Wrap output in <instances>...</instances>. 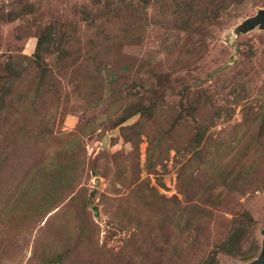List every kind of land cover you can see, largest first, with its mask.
Masks as SVG:
<instances>
[{"label": "rangeland", "instance_id": "rangeland-1", "mask_svg": "<svg viewBox=\"0 0 264 264\" xmlns=\"http://www.w3.org/2000/svg\"><path fill=\"white\" fill-rule=\"evenodd\" d=\"M123 4H135L136 12L131 13L146 15L148 21L128 43L116 44L109 41L108 34L119 32L130 13L124 10L107 18L108 36L98 32L103 31L99 20ZM261 9L264 0H0V264H43L39 261L42 254L57 247L46 222L57 208L38 222L26 215L17 219V214L10 216L4 194L15 190L9 186L15 178L26 176L38 158L39 144L49 145L60 133L72 131L88 119L94 123L80 137L83 166L74 190L89 198L91 218L99 226L91 251L98 252L96 264H151L149 254L139 246L153 244L148 236L138 235L133 215L125 219L123 206L118 204L144 179L164 198L181 199L178 170L197 155L193 149L196 132L203 133L204 145L212 151L237 144L236 149L247 150L244 157L253 154L264 159V120L256 122L264 108V28L239 30L246 18ZM163 11L170 14L165 24L159 21ZM132 57L136 58L135 67L130 75L122 76L119 67L123 61L131 65ZM35 67H40L38 72ZM110 68L122 85H132L136 76L139 81H151L147 86L135 85L132 90L138 92V101L121 106L108 117L104 111L111 99L105 93ZM42 71L46 78L42 90L48 91V98L58 96L59 103H54L56 111L50 121L37 123L35 136L23 137L20 123L15 126L13 119L14 124L7 123L11 114L5 104L12 84L33 90ZM88 77L92 92L83 99L79 93L85 88L78 89L77 84ZM197 101L206 106L204 119L195 112ZM137 104L173 106L178 128L175 135L165 136L174 147L168 149L163 162L156 163L154 173L146 165L147 141L142 135L138 178L126 187L113 181L112 171L132 150L122 127L138 120ZM162 127L164 132L172 128ZM241 127L246 129L238 133ZM263 175L264 160L257 177ZM229 206V210L214 209L213 218L205 216L207 248L193 239L192 229L189 241L183 244L190 253L187 264L195 259V264H248L258 258L264 240V185L246 187ZM235 212H245L251 219L245 224L243 244L235 248L226 245L230 250L226 253L219 250L220 240L228 228L225 220L236 217ZM155 239L153 258L160 249L158 240L164 241V237ZM63 245L59 250L68 246ZM123 249L127 254L124 262L119 254Z\"/></svg>", "mask_w": 264, "mask_h": 264}, {"label": "trees", "instance_id": "trees-1", "mask_svg": "<svg viewBox=\"0 0 264 264\" xmlns=\"http://www.w3.org/2000/svg\"><path fill=\"white\" fill-rule=\"evenodd\" d=\"M112 10L108 11L109 15H103L100 18L99 26H103V31L98 32L108 34L107 18L110 19L111 16L114 17L124 10L128 14L130 13L119 32L113 36L108 34L109 41L116 44L128 43L135 31L144 28L143 26L148 21L146 15L135 16L131 13L132 11L136 12L135 4L116 5ZM161 13L163 19L159 21L165 24L166 18L169 19L170 14L165 11ZM94 25L97 29L99 28L96 23ZM106 28L107 31H105ZM131 63L130 65L123 61L118 69L122 76L126 73L130 75L131 69L136 65L135 57L131 58ZM176 63L174 62V64ZM85 65L87 66V64ZM112 66L115 65L112 64ZM35 68L38 72L40 67ZM110 69V72L107 73L110 79L107 81L105 93L107 92L106 97L109 96V99H111L104 111L108 117H111L114 110L118 111L121 106H128L136 100L138 101V92L132 90L135 85L147 86L148 82L151 81H139L136 76L133 78L135 83H132V85L127 82L122 85L121 79L116 77L112 68ZM90 78L82 79L77 84L78 89L85 88L79 93L83 99H87L88 94L92 92L89 87L91 84ZM45 79L43 71L40 72L33 90L24 89L19 83L11 85V92L5 104V110L11 114L7 119V123L11 125L13 123L11 122L12 119L15 121V126H19L20 123V127H18L19 134L23 137L26 135L35 136L33 131L37 123L40 120L50 121L56 111L53 106L54 103L55 105L59 103L58 96L48 98V91L42 90ZM45 104H48V106L44 110L42 107ZM195 105V112L199 115V118L204 119L205 112H207L205 104H200L197 101ZM136 107L134 111L140 115L138 120L131 125L122 127L125 137L132 144V150L124 157L122 165L119 164L112 171L113 181L126 187H130L138 178V149L142 141V135L146 137L147 141L145 150L146 165L149 172L154 173L156 163L163 162V159L168 155V149L174 147L173 142L167 143L165 136L167 134L175 135L178 128V123L173 121L175 117L173 106L167 109L156 107L155 104H137ZM262 119L264 120V108L261 109L256 122H260ZM92 121V119H88L86 122L79 123L76 129L60 133L49 145L39 144L36 147L38 158L33 166L27 169L24 178L20 180L15 178L12 184L9 185L10 188L15 187V190L4 194L8 199L6 203L12 211L10 216L17 214V219H21L22 216L26 215L38 222L57 208L46 220L52 230V237L57 242V247L49 252L51 255L48 253L42 254V257L39 258L40 263L96 264L95 255L98 252L91 251L96 246L94 238L99 233V226L91 218V212L88 209L89 198L75 193L74 190L79 183V171L83 166L82 157L80 156V137L88 133L90 126L94 123ZM162 126L172 128L168 132H164L165 128ZM27 127L29 129L25 131L24 129ZM245 129L241 127L238 133H242ZM193 140V149L197 155L187 160L178 170L177 188L182 194L181 199L176 197L164 198L153 187H150L148 181L144 179L139 183L141 184L139 187L130 190L128 197L122 198L120 204H118L123 206V217L125 219L130 220L133 215L132 218L135 220L134 225L138 235L148 236L150 243L153 244L151 246L146 242L139 246L140 249L149 254L151 264H187V255L190 253L187 248H184L183 244L189 241L192 229L195 230L193 239L200 242L204 248H207L209 229L205 227V216L208 215V218H213L214 209L229 210L232 200H235L239 192L241 193L246 187L264 185V175L260 178L257 177L263 158L255 157L253 154L244 157L247 155V150L236 149L237 144L231 148L226 146L224 149L212 151L209 145H204V135L201 131L196 132ZM227 150L229 151L228 154H226ZM130 170L131 172H129ZM244 173H249V176ZM243 174L246 176V181L243 179ZM107 199L115 200L111 197ZM60 204L63 205L60 206ZM105 207L106 213L113 220V215L106 203ZM116 212L113 213L116 214ZM235 213L236 217L225 220L228 228L224 237L221 240L219 239V250L226 253H230L226 245L231 244L235 248L243 244L242 238L243 236L244 239L246 238L245 234L248 227L245 224L248 219L249 221L251 219L248 218L245 212ZM2 219L7 221L4 218ZM1 229H3L2 224H0ZM161 236L164 237V241L158 240L160 243H157V245L160 246V249L153 258V249L157 247L154 244L155 238ZM63 244L68 246L59 250ZM119 254H123L122 262H124L123 259L127 256L125 250L123 249ZM111 257L113 256L111 255ZM198 259L200 260V258ZM197 261L195 259L190 264H195Z\"/></svg>", "mask_w": 264, "mask_h": 264}, {"label": "water", "instance_id": "water-1", "mask_svg": "<svg viewBox=\"0 0 264 264\" xmlns=\"http://www.w3.org/2000/svg\"><path fill=\"white\" fill-rule=\"evenodd\" d=\"M255 26L264 28V10H259L255 15L245 19L240 24L239 30L241 31L243 29L244 31H247L249 29L254 28ZM104 140L105 137H103L102 143H104ZM93 210H96L95 206L93 207ZM248 264H264V240L258 258Z\"/></svg>", "mask_w": 264, "mask_h": 264}, {"label": "flooded vegetation", "instance_id": "flooded-vegetation-1", "mask_svg": "<svg viewBox=\"0 0 264 264\" xmlns=\"http://www.w3.org/2000/svg\"><path fill=\"white\" fill-rule=\"evenodd\" d=\"M261 10H264V9H261ZM248 18H249V17H248ZM246 19H247V18H246ZM255 27H256V26H255ZM255 27H254V28H255Z\"/></svg>", "mask_w": 264, "mask_h": 264}]
</instances>
